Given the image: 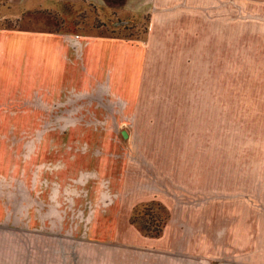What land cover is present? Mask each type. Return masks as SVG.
<instances>
[{
	"label": "rangeland",
	"instance_id": "obj_1",
	"mask_svg": "<svg viewBox=\"0 0 264 264\" xmlns=\"http://www.w3.org/2000/svg\"><path fill=\"white\" fill-rule=\"evenodd\" d=\"M233 1L234 49L202 65L148 47L121 82L92 56L40 96L0 84V264H264V0ZM9 6L0 29L147 38L146 13Z\"/></svg>",
	"mask_w": 264,
	"mask_h": 264
},
{
	"label": "crops",
	"instance_id": "obj_2",
	"mask_svg": "<svg viewBox=\"0 0 264 264\" xmlns=\"http://www.w3.org/2000/svg\"><path fill=\"white\" fill-rule=\"evenodd\" d=\"M6 16L27 12L45 13L53 20L86 12L101 19L148 15L145 41H124L94 31H72L36 27L0 29V84L22 83L42 95L60 84L75 81L74 67L81 59L82 73L89 75L90 59L106 61L114 82H121L124 58L138 66L148 47L153 51L179 50L193 53L194 65H202L203 52L224 43L234 49L233 0H8ZM225 10V18L220 11ZM87 17V15H86ZM77 45V47H76ZM162 45V46H161ZM79 48L80 54L76 49ZM86 68V69H85ZM118 69V70H117ZM87 70V71H86ZM86 73V74H85ZM86 75V76H87ZM119 75V77L117 76ZM71 76V79H68ZM66 80H65V79ZM84 80L90 81L86 78Z\"/></svg>",
	"mask_w": 264,
	"mask_h": 264
},
{
	"label": "trees",
	"instance_id": "obj_3",
	"mask_svg": "<svg viewBox=\"0 0 264 264\" xmlns=\"http://www.w3.org/2000/svg\"><path fill=\"white\" fill-rule=\"evenodd\" d=\"M165 219H166V217L162 219V221L160 222L159 225L156 224V225H155L156 228L154 229V232H152V233H150V234L155 235V234L159 233V231H160L161 228H162V225L165 223Z\"/></svg>",
	"mask_w": 264,
	"mask_h": 264
}]
</instances>
